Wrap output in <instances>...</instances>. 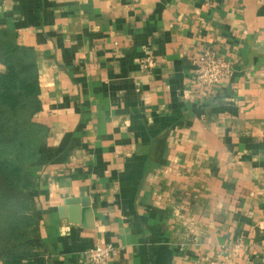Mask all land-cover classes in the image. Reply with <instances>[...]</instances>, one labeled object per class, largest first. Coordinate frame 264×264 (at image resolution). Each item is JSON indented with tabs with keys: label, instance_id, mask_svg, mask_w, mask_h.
<instances>
[{
	"label": "crops",
	"instance_id": "0c3cea01",
	"mask_svg": "<svg viewBox=\"0 0 264 264\" xmlns=\"http://www.w3.org/2000/svg\"><path fill=\"white\" fill-rule=\"evenodd\" d=\"M4 31L38 69L46 264H264V0H0ZM206 49L232 76L191 96Z\"/></svg>",
	"mask_w": 264,
	"mask_h": 264
},
{
	"label": "trees",
	"instance_id": "16d2710c",
	"mask_svg": "<svg viewBox=\"0 0 264 264\" xmlns=\"http://www.w3.org/2000/svg\"><path fill=\"white\" fill-rule=\"evenodd\" d=\"M12 39L0 33V62L6 66L0 74V261L46 264L29 170L46 147L48 128L34 121L42 110L34 51Z\"/></svg>",
	"mask_w": 264,
	"mask_h": 264
},
{
	"label": "built area",
	"instance_id": "2783aa9c",
	"mask_svg": "<svg viewBox=\"0 0 264 264\" xmlns=\"http://www.w3.org/2000/svg\"><path fill=\"white\" fill-rule=\"evenodd\" d=\"M155 65L151 57L141 60V67L149 70ZM193 89L191 96L209 97L215 87L232 76V63L219 55L214 49H206L200 57L192 62ZM121 249L113 245L97 246L85 251L79 257L80 264H109L118 257Z\"/></svg>",
	"mask_w": 264,
	"mask_h": 264
},
{
	"label": "water",
	"instance_id": "95a60500",
	"mask_svg": "<svg viewBox=\"0 0 264 264\" xmlns=\"http://www.w3.org/2000/svg\"><path fill=\"white\" fill-rule=\"evenodd\" d=\"M77 203H79V201H69L67 202V205H76ZM82 203H85L84 201Z\"/></svg>",
	"mask_w": 264,
	"mask_h": 264
}]
</instances>
